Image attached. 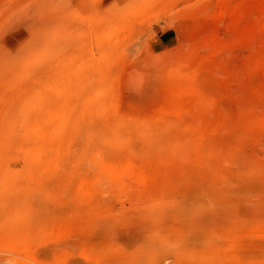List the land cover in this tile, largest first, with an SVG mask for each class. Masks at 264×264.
<instances>
[{
  "label": "rangeland",
  "instance_id": "rangeland-1",
  "mask_svg": "<svg viewBox=\"0 0 264 264\" xmlns=\"http://www.w3.org/2000/svg\"><path fill=\"white\" fill-rule=\"evenodd\" d=\"M0 264H264V0H0Z\"/></svg>",
  "mask_w": 264,
  "mask_h": 264
},
{
  "label": "bare ground",
  "instance_id": "bare-ground-1",
  "mask_svg": "<svg viewBox=\"0 0 264 264\" xmlns=\"http://www.w3.org/2000/svg\"><path fill=\"white\" fill-rule=\"evenodd\" d=\"M124 22V21H123ZM59 26V25H58ZM53 27L51 26H46L45 28L43 29H40L36 30V41L35 44H34V48H33V51L31 52L32 53V59H34L33 61H35V58L34 57H39L41 60H38L36 61V63H43L45 61V55L42 56V54H44L45 52L48 53V52H51L52 53V50H53V46H54V42H52L51 40H49L45 35H46V32L48 30H51ZM35 40V39H34ZM41 53V54H40ZM29 56V55H28ZM29 57V58H30ZM78 60V59H77ZM25 62V61H24ZM82 62V61H80ZM80 62H78L79 64H81ZM26 63V62H25ZM21 64V63H20ZM74 65V64H73ZM82 65V64H81ZM83 66V65H82ZM77 68V66H75ZM79 70L77 72L80 71V67H78ZM81 71H82V68H81ZM80 71V72H81ZM85 72V70H84ZM52 116L49 112H47L46 114H44V122H47V120L51 119ZM48 123V122H47ZM123 168L125 170H128V166H127V169L125 167H122V169L120 170V173L121 171L123 170ZM107 170V169H106ZM110 170V169H109ZM130 170V168H129ZM108 171V170H107ZM132 171V170H131ZM110 172V171H109ZM113 172V171H112ZM130 172V171H129ZM133 172V171H132ZM128 173V172H124V173H121L120 175H116L115 173H113V175H109L111 176V179L116 183V182H120V183H129L130 181H139V177L134 175L133 173ZM136 172V171H135ZM119 173V172H118ZM115 174V175H114ZM137 174V173H136ZM108 175V173H107ZM142 181V180H141ZM140 183V182H139ZM126 186V184H125ZM129 185H127L126 187H128ZM29 260V259H28Z\"/></svg>",
  "mask_w": 264,
  "mask_h": 264
}]
</instances>
